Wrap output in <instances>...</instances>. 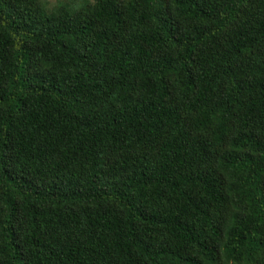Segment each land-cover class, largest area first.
Segmentation results:
<instances>
[{
    "label": "trees",
    "instance_id": "obj_1",
    "mask_svg": "<svg viewBox=\"0 0 264 264\" xmlns=\"http://www.w3.org/2000/svg\"><path fill=\"white\" fill-rule=\"evenodd\" d=\"M0 0V264H264V0Z\"/></svg>",
    "mask_w": 264,
    "mask_h": 264
},
{
    "label": "rangeland",
    "instance_id": "obj_2",
    "mask_svg": "<svg viewBox=\"0 0 264 264\" xmlns=\"http://www.w3.org/2000/svg\"><path fill=\"white\" fill-rule=\"evenodd\" d=\"M54 0H48V6H47V10H49L50 9V7L52 6V5H54Z\"/></svg>",
    "mask_w": 264,
    "mask_h": 264
}]
</instances>
